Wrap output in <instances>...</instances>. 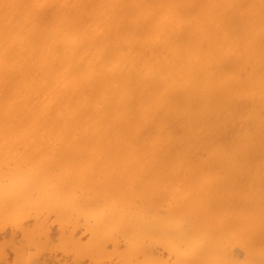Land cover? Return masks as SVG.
Here are the masks:
<instances>
[{
  "label": "bare ground",
  "instance_id": "bare-ground-1",
  "mask_svg": "<svg viewBox=\"0 0 264 264\" xmlns=\"http://www.w3.org/2000/svg\"><path fill=\"white\" fill-rule=\"evenodd\" d=\"M41 1L0 0L12 263L264 264V0Z\"/></svg>",
  "mask_w": 264,
  "mask_h": 264
},
{
  "label": "rangeland",
  "instance_id": "rangeland-1",
  "mask_svg": "<svg viewBox=\"0 0 264 264\" xmlns=\"http://www.w3.org/2000/svg\"><path fill=\"white\" fill-rule=\"evenodd\" d=\"M42 2V4H44V5H46V4H48L49 3V0H42L41 1ZM236 129L237 128H246L247 127V123L246 122H238V123H236V125L234 126ZM54 219H53V217L50 219V221H49V223L51 224H49L50 225V227H52V229L50 228L49 230H51V232L53 231L54 233H55V231H58V228H57V225H56V222H54L53 221ZM27 223H30V220H28V222ZM7 225H5V227L4 226H0V239H2V240H0V244H4V245H0V264H13L12 262L14 261L13 260V258H14V251H13V249L12 248H10L11 246V241L14 239V236H12V235H9V237H8V235L7 234H13V231H11L12 230V227H11V225L9 226V228L8 227H6ZM1 227H4L3 228V230L1 229ZM5 229H8V231L9 232H6V230ZM10 229V230H9ZM83 231V230H82ZM17 232H18V230H17ZM50 232V231H49ZM50 232V233H51ZM82 235H80V234H78V235H80V236H84V235H86V233L83 231V233L81 232V231H79ZM78 232V233H79ZM14 233L16 234V232L14 231ZM52 234V233H51ZM57 234V233H56ZM19 234L17 233L16 234V237L18 236ZM12 236V237H11ZM52 236V235H51ZM53 236L55 237L56 235H54L53 234ZM8 237V239L9 240H6V242H5V239ZM12 239H11V238ZM15 237V239L17 240V241H19V240H21L22 239V236L20 235V237H21V239H19V237H17L16 238ZM54 237H52V240L54 239ZM84 239L86 238V236L85 237H83ZM14 239V240H15ZM55 239H57L56 237H55ZM54 239V240H55ZM1 241H2V243H1ZM4 241V242H3ZM52 242H56V241H52ZM9 244V245H8ZM1 246H2V248H1ZM10 246V247H9ZM48 247V246H47ZM44 247L43 248V251H42V253L40 254V257L38 258L37 257V259H38V263H36V264H63V263H65V262H67V260L69 259V257H68V255H66V252L65 251H62L61 249L59 250V249H55V248H53V249H55V250H49L48 248H51V247ZM8 249V250H7ZM45 249H47V250H45ZM8 252H7V251ZM33 251V250H32ZM165 252V251H164ZM237 252L240 254V253H242L243 251H242V249H240V248H238V250H237ZM39 254V253H38ZM68 254V253H67ZM37 256V255H36ZM4 257V258H3ZM11 258H12V260H11ZM86 257H84V259H85ZM84 259H82V261L84 260ZM70 260H71V258H70ZM88 260H89V258H88ZM88 260H85V261H83L84 262V264H89V262H88ZM90 261V260H89ZM107 261V260H106ZM105 262V261H104ZM102 263V262H100V264L102 263V264H105V263ZM109 261H107L106 262V264L108 263ZM93 263V262H92ZM110 263V262H109ZM97 264H99V263H97Z\"/></svg>",
  "mask_w": 264,
  "mask_h": 264
}]
</instances>
